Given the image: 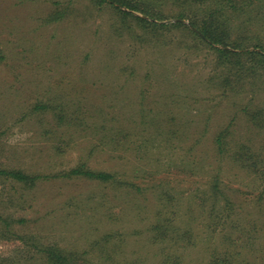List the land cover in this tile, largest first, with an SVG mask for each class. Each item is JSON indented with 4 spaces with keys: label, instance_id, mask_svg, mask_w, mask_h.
<instances>
[{
    "label": "rangeland",
    "instance_id": "1",
    "mask_svg": "<svg viewBox=\"0 0 264 264\" xmlns=\"http://www.w3.org/2000/svg\"><path fill=\"white\" fill-rule=\"evenodd\" d=\"M98 1L0 0V264H264V196L214 145L264 158V0L227 47Z\"/></svg>",
    "mask_w": 264,
    "mask_h": 264
},
{
    "label": "trees",
    "instance_id": "2",
    "mask_svg": "<svg viewBox=\"0 0 264 264\" xmlns=\"http://www.w3.org/2000/svg\"><path fill=\"white\" fill-rule=\"evenodd\" d=\"M154 1H157L156 3H158V1L160 0ZM172 1H174V5H176L181 10L178 12L176 18H185L191 20V16L194 19L200 17L201 21L199 22V24H196L194 21L190 22L192 26L195 27L202 34V40L204 39L214 45H222L224 47H227L229 46L227 36L232 30L231 22L234 19L231 17L232 13L228 14V11L234 13L240 12L243 14L244 12H246H243L244 9L251 7L255 4V2H260L261 0H200L201 7L200 9H198V12L196 10H192L191 8L194 7V4H197L196 1L199 0H192V4L190 3L191 0ZM98 2L117 3L121 6L129 7L132 10L137 9V4H135L136 0H99ZM154 6L155 5L151 2L149 4H145L146 9L148 8V10L154 9ZM146 14H148V12ZM217 51L225 57L229 54V51L227 50L217 49ZM262 62H264V57ZM225 83H227V80H225ZM248 110L249 108H245L242 110V112L245 113L247 117H250L251 120L255 123L260 122V120L262 119L260 111L250 113L248 112ZM230 131L231 125L225 127L224 130L220 131L217 134L214 143L216 155L219 157H227L226 160H228L231 164L245 171V173L249 176L251 175L253 178L252 180L260 190V195L264 196V158H261L259 155H256L246 144H238V146L236 145L235 151L229 150L226 139L230 136ZM8 175L16 179L17 181L23 183H27L29 181L34 180L19 172H11L8 173ZM61 175L64 177H80L92 179L104 183L112 179V176L110 174L96 173L88 169L84 170L82 166L74 168L66 174L62 173ZM209 186H211L213 193L209 190ZM203 188L204 189H202V194H213V197L217 195L215 193V191L218 190L217 183L203 185ZM155 228L156 230H161V227L158 224L155 225Z\"/></svg>",
    "mask_w": 264,
    "mask_h": 264
}]
</instances>
